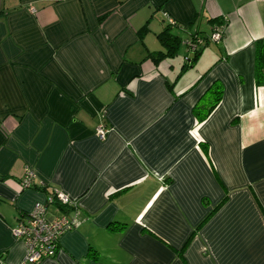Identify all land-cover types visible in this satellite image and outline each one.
<instances>
[{"label": "crops", "instance_id": "1", "mask_svg": "<svg viewBox=\"0 0 264 264\" xmlns=\"http://www.w3.org/2000/svg\"><path fill=\"white\" fill-rule=\"evenodd\" d=\"M166 26L179 44L155 61ZM257 40L264 0H0V264H21L12 229L55 190L79 221L40 264H264Z\"/></svg>", "mask_w": 264, "mask_h": 264}, {"label": "built area", "instance_id": "2", "mask_svg": "<svg viewBox=\"0 0 264 264\" xmlns=\"http://www.w3.org/2000/svg\"><path fill=\"white\" fill-rule=\"evenodd\" d=\"M33 10V8H30ZM223 27L215 26L209 35V41L218 42L223 37ZM201 39L189 40L185 44L189 50H194ZM107 129L100 125L95 134L103 139ZM35 173L26 168L21 185L29 187L32 184ZM57 203L61 208L60 214L47 218L46 207L49 203ZM79 204L77 198L69 196L62 190H55L47 197L45 202H36L28 214L24 215L12 229L15 239L24 245L25 253L22 263L40 264L43 260L54 258L59 250L62 234L71 230L78 224Z\"/></svg>", "mask_w": 264, "mask_h": 264}, {"label": "trees", "instance_id": "3", "mask_svg": "<svg viewBox=\"0 0 264 264\" xmlns=\"http://www.w3.org/2000/svg\"><path fill=\"white\" fill-rule=\"evenodd\" d=\"M105 17V15L101 16L99 20H102ZM169 26H166L161 32L157 34V37L159 39V42L161 43L163 50L152 52L151 56L155 61H158L161 56L165 54L172 55L174 52H176L177 47H178V38L174 35H172L169 32ZM210 35V34H209ZM209 35L205 39L209 41ZM195 39H201L200 37H196ZM192 40V41H193ZM202 43L199 44L192 52L194 53L192 57H189L188 55L185 56V62H184V67L191 66L193 61L195 60L197 56V52L199 49L200 45H203L205 41L203 39ZM254 74H255V82L257 85H264V40H257L256 41V55H255V68H254ZM209 95V101L206 104H201L200 101H198L194 107H193V112L195 114V117L197 118L198 121L204 120L210 113L211 111L215 108L217 103L221 99L222 95V86L218 83H213L206 91ZM203 144V143H202ZM203 152L207 154V145L203 144L202 145ZM224 200V199H223ZM222 200V201H223ZM222 201L218 204L220 205ZM215 206L214 210L218 207ZM211 214L208 213L205 218L196 226L195 230L200 227L204 223V221L209 217ZM193 230V231H195ZM183 249V247H182Z\"/></svg>", "mask_w": 264, "mask_h": 264}]
</instances>
